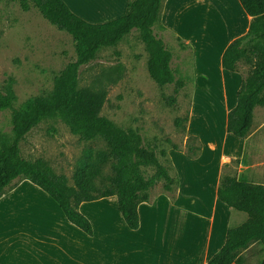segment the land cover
<instances>
[{"label":"rangeland","instance_id":"1","mask_svg":"<svg viewBox=\"0 0 264 264\" xmlns=\"http://www.w3.org/2000/svg\"><path fill=\"white\" fill-rule=\"evenodd\" d=\"M63 1L76 16L92 24L121 16L128 2ZM19 2L0 0V88L12 81L15 109L49 94L54 78L75 60L71 36L49 24L32 4L23 10ZM203 3L165 0L160 22L154 27L172 53L171 68L181 87L177 83L159 87L148 77V56L135 30L116 46L102 49L78 73L80 87L103 94L98 114L121 128L138 131L146 145L163 149L165 157L158 155L159 161L176 181L172 192L164 191L163 183H158L142 206V236L131 238L139 245V255L125 252L129 246L127 228L118 214L116 197L81 204L79 211L93 228V235H85L86 239L45 193L28 180H20L0 197V264H15L20 256L27 262L29 252L21 255L15 249L19 232L38 247L39 264H147L144 261L152 258L157 237L173 229L178 216L182 228L205 230L195 220L184 219L206 216L218 174L219 180L225 175L245 176L250 182L264 183V127L250 136L264 108L256 110L253 129L240 153L229 146L230 136L224 127L225 114L234 106L248 69L241 64L235 73H222L217 58L231 38L228 36L240 30L242 17L233 0ZM0 134H11L9 110L0 111ZM103 143L84 141L70 133L63 119L49 118L25 137L20 150L23 158L42 160L72 186L76 164L84 152L105 149ZM143 170L147 176L154 172L153 168ZM104 173L109 174V165ZM200 182L209 186L200 189Z\"/></svg>","mask_w":264,"mask_h":264},{"label":"trees","instance_id":"2","mask_svg":"<svg viewBox=\"0 0 264 264\" xmlns=\"http://www.w3.org/2000/svg\"><path fill=\"white\" fill-rule=\"evenodd\" d=\"M164 1L128 0L121 16L92 24L76 16L63 0H20L23 10L32 4L49 24L71 36L75 60L54 78L49 94L32 98L17 109L13 107L16 96L12 81L0 88V111L11 112V134H0V197L20 180H28L57 204L70 224L92 236L90 221L79 213L80 204L116 197L118 214L126 227L135 231L139 228L138 206L149 201L154 187L162 182L163 190L172 192L176 181L158 157L164 158L165 151L146 145L138 131L121 128L100 116L103 94L80 87L78 75L80 68L93 62L102 49L116 46L135 30L148 56V77L159 87L174 83L181 87L171 68L172 53L154 33ZM238 2L250 17L248 30L225 48L221 67L237 72L242 64L248 69L226 119V132L246 139L254 108L264 106V0ZM49 118L63 119L71 134L84 141L101 140L106 147L84 152L76 164L72 186L64 175L53 174L42 160L29 161L21 155L20 144L25 137ZM106 165L109 174L104 173ZM144 168H153V174L147 176ZM216 195L220 202L245 213L247 218L227 229L223 247L207 264H245L251 253L258 255L259 264H264V185L250 182L245 176L225 175Z\"/></svg>","mask_w":264,"mask_h":264},{"label":"crops","instance_id":"3","mask_svg":"<svg viewBox=\"0 0 264 264\" xmlns=\"http://www.w3.org/2000/svg\"><path fill=\"white\" fill-rule=\"evenodd\" d=\"M208 2H209V0H204L203 4L206 5V4H208ZM233 2L235 4L236 8L238 9L237 11H238L239 15L242 17V24H241L240 30L238 32L234 33L231 36H228V38H230V37L231 38L227 41V43L223 46V48H221V50L218 53L217 63L219 65V67L221 68L220 69L221 72L225 73V74H232L235 72L225 71L221 67V56H222L225 48L230 44L231 41H233L234 39H236L238 37L243 36L247 32L249 22H250V17L244 13L243 8L241 7L238 0H233ZM228 38H225V39L227 40ZM235 104H236V101H235ZM235 104H234V106H235ZM258 108H264V106H257L254 108V111H253V120L254 121L252 120L253 124L255 122V112ZM231 109H229V111ZM228 112H226V114H225V120H224L225 129H226V119H227V113ZM263 127H264V114L260 117L259 121L257 122L256 129L254 131H252V134L250 136L254 135L256 132L261 130ZM252 129L253 128L251 126V130ZM227 135L230 136V137L228 136L231 140L229 143V146L232 147L233 151L239 150V153L242 152V149H244V144H245L243 142H245V140L239 138L240 140L238 142H234V140H232V137H234V136H232L231 134H228V133H227ZM233 143L236 144V148L234 147ZM212 145L213 144H211V146ZM192 172L193 171H191L190 173H192ZM196 177H197V174L194 175L193 178H196ZM219 178H220V176L218 174L216 181L214 179H212V183H213V181H215V185L213 183V185H214L213 194L211 196L212 207L208 208L207 212L205 213L206 216L203 217V219H199L200 217H197L198 215L197 216L196 215L195 216H185V219H184V220L189 219V222H193V220H195L197 222V224L199 223L202 226L204 225L205 230L195 229V227H196L195 224H194L195 227H193L194 229L187 228V230H186V229L182 228L181 226H179L180 225V216H178L177 221L174 222L175 225H174L173 229H170L169 231H167L165 233H161L157 237L152 258L148 259L144 262H147V264H207V262L211 259V257L213 255H215L223 247V245L225 243V239H226L227 229L230 227L238 226L241 223H243L246 220L247 215L245 213L241 212V213L246 215V218H245V216L240 215L238 213V211L233 210L231 207L227 206L226 204H224L218 200L217 195H216V191H217L219 181H220ZM198 181H200V179ZM180 184H181V182H180ZM199 184L202 185V186H200V187H202L200 189H205L206 187L209 186V185L205 186L204 185L205 183H202V182H200ZM256 184L264 185V183H260V182L256 183ZM43 193H45V192H43ZM144 204L145 203L140 204L138 206V209H137L138 210L137 216H139V228L137 230H135L136 232H134L132 230H130V231H132V232H130V231H128L129 229L126 227L127 230L125 233H126V236L128 238L126 243L129 244V246L127 247L125 252L127 255H133V257L139 255L140 249H139L138 244L131 242V238L135 237L137 235L142 236L143 223H142V217L140 216V214H141V208ZM223 204L226 205V207H224ZM56 206H57V204H56ZM80 206H81V204H80ZM80 206H79V208H80ZM57 208L59 209L58 206H57ZM60 211L61 210L59 209V212ZM233 212H234V216H233ZM79 213H80V211H79ZM62 215H63V213H62ZM68 224H70V223H68ZM176 226L179 227L180 230H178L176 228ZM190 229H192V230H190ZM80 233L84 238L87 239V237L85 236L86 235L85 233H83V232H80ZM16 236L18 237V240H19L18 245L15 246L16 252H19L21 255L26 253V252H29L26 263L27 264H39L38 263L39 262L38 247L34 246L32 241L28 242V241L24 240V235L21 232H19ZM30 247H32V248H30ZM8 248H11V245H9V247H7V249ZM28 248H30V249L28 250ZM32 255H33V257H32ZM247 257L248 258H247V261L245 264H259L258 255L253 256V254L251 253ZM26 263L22 262L21 256H20L19 260L15 261V264H26ZM46 263L48 264V262H46Z\"/></svg>","mask_w":264,"mask_h":264}]
</instances>
